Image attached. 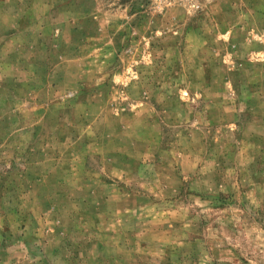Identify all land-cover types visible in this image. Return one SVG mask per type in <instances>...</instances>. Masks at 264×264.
I'll list each match as a JSON object with an SVG mask.
<instances>
[{
	"label": "rangeland",
	"instance_id": "rangeland-1",
	"mask_svg": "<svg viewBox=\"0 0 264 264\" xmlns=\"http://www.w3.org/2000/svg\"><path fill=\"white\" fill-rule=\"evenodd\" d=\"M0 264H264V0H0Z\"/></svg>",
	"mask_w": 264,
	"mask_h": 264
},
{
	"label": "built area",
	"instance_id": "built-area-1",
	"mask_svg": "<svg viewBox=\"0 0 264 264\" xmlns=\"http://www.w3.org/2000/svg\"><path fill=\"white\" fill-rule=\"evenodd\" d=\"M191 6H195V7H198V4H193V3H191Z\"/></svg>",
	"mask_w": 264,
	"mask_h": 264
}]
</instances>
